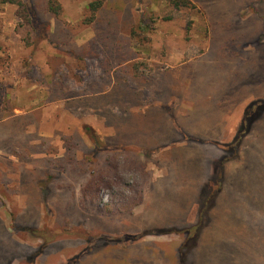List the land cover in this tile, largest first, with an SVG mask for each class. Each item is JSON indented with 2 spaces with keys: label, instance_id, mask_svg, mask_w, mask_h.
<instances>
[{
  "label": "rangeland",
  "instance_id": "374dc122",
  "mask_svg": "<svg viewBox=\"0 0 264 264\" xmlns=\"http://www.w3.org/2000/svg\"><path fill=\"white\" fill-rule=\"evenodd\" d=\"M191 1L58 0L57 16L25 0L31 25L0 3V119L24 113L0 137L20 160L0 190L25 194L0 198V264H181L175 231L198 223L223 159L185 264H264V104L224 148L264 102V0Z\"/></svg>",
  "mask_w": 264,
  "mask_h": 264
},
{
  "label": "trees",
  "instance_id": "16d2710c",
  "mask_svg": "<svg viewBox=\"0 0 264 264\" xmlns=\"http://www.w3.org/2000/svg\"><path fill=\"white\" fill-rule=\"evenodd\" d=\"M170 6L174 10H180L184 8H196L195 4L191 0H168ZM0 3L2 4H11L17 7L16 16L19 18L24 24L31 25L33 22V16L34 11L33 9L25 2V0H0ZM101 6V2H95L90 4L91 11L93 15L99 10ZM48 9L51 13L59 16L61 11V6L58 3V0H49L48 3ZM91 19H94V16L91 17ZM170 18H167L169 20ZM148 25L142 23L138 26L134 27L132 29L133 36H140L145 31H147ZM189 30V29H188ZM264 104L263 101H256L249 105L246 108V111L244 112V116L242 118V124L235 136V139L232 143L225 145L224 148H226L229 152H231L233 155H237L238 148L242 144L243 138L249 133V128L252 125V121L254 120L255 116L258 112L262 111L261 105ZM228 162V159L221 160L217 166H218V173L216 178L212 181L211 185L207 187L208 195L204 198V202L202 204V207L199 211V219L198 223L194 224L188 228H185L183 231H175L180 235L185 236L187 239L180 248V261L181 264H185V255L184 250L186 248H189L191 246V243L195 240L200 233V230L202 229L204 225V219L207 215V209L210 206V204L213 202L215 197H217V194L220 191V187L223 182L224 178V168L225 164ZM174 231V230H172ZM35 236L41 237L45 240V244H48L52 242L57 236L58 232L50 231L49 229H45L43 231L41 230H34L32 232ZM166 233L165 231H160V234Z\"/></svg>",
  "mask_w": 264,
  "mask_h": 264
},
{
  "label": "crops",
  "instance_id": "0c3cea01",
  "mask_svg": "<svg viewBox=\"0 0 264 264\" xmlns=\"http://www.w3.org/2000/svg\"><path fill=\"white\" fill-rule=\"evenodd\" d=\"M211 58V57H210ZM210 58H207L206 59V62L209 61ZM203 65V63H202ZM201 65V66H202ZM200 66V67H201ZM199 68V65H197V69ZM199 70V69H198ZM198 74V73H197ZM192 83H194V80L189 84L190 87H188V91L191 92V95H194L198 98H201L204 102L205 100V97L206 96V93L204 92H196L193 90V87H192ZM204 95V96H203ZM239 99V98H238ZM241 99H239L238 101H240ZM24 113H20V114H12V116H7V117H3L0 119V137L3 136L4 134H8L6 132V130L8 129L7 127L9 125H6L8 124V122L10 121V119L12 118H16L17 116L19 115H23ZM4 126H7V127H4ZM160 134V133H158ZM3 137H6V136H3ZM9 137V136H8ZM7 138V137H6ZM4 152L2 149H0V156H3ZM3 158V157H2ZM3 160H6V161H3ZM20 161L19 159L17 158H14V157H8L7 158H4V159H0V174H7L8 171L7 170H4L3 166L5 164V162H18ZM6 178L8 179V177L6 176ZM8 197H25V194H22V193H17V192H14L12 189L9 188L8 185L4 186V189L0 190V198H8Z\"/></svg>",
  "mask_w": 264,
  "mask_h": 264
}]
</instances>
